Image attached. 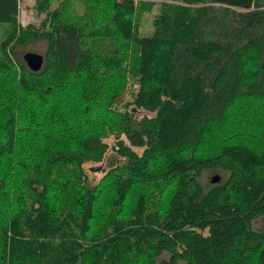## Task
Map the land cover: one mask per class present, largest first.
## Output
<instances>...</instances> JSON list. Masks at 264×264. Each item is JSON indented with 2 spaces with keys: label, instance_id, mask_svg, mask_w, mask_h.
Listing matches in <instances>:
<instances>
[{
  "label": "trees",
  "instance_id": "16d2710c",
  "mask_svg": "<svg viewBox=\"0 0 264 264\" xmlns=\"http://www.w3.org/2000/svg\"><path fill=\"white\" fill-rule=\"evenodd\" d=\"M36 7L40 27H21L0 0V264H264V0ZM130 89L153 116L121 109ZM248 102L256 119L224 138Z\"/></svg>",
  "mask_w": 264,
  "mask_h": 264
},
{
  "label": "rangeland",
  "instance_id": "374dc122",
  "mask_svg": "<svg viewBox=\"0 0 264 264\" xmlns=\"http://www.w3.org/2000/svg\"><path fill=\"white\" fill-rule=\"evenodd\" d=\"M81 2H83V1H81ZM55 5H56V2L54 1L53 6H55ZM36 8H37L36 7V0H19V10H18L17 19H18V22H19L21 27H26L28 25H35L36 27H40V23L46 17V13L45 12H38V10ZM158 12H159V5L155 3L154 6H152L150 11H143V12H141V14H139L138 23L140 26V28H139L140 33L149 34L152 32V30H153V18ZM3 29H4V27L0 26V36L2 35ZM22 51H25L24 53L33 51V52H37V53L44 55L45 41H43V40L31 41L27 44V46H25L22 49ZM137 87L138 86L132 85V88L135 90ZM128 91L125 90L122 94L118 95L117 100L118 101L121 100V102L119 103V104H122L121 109L133 110L134 117L136 119H141L144 116L151 117L155 114V112H150L144 108H136V107L132 106V102H131L132 101V92H130L132 90L130 89ZM130 93H131V95H129ZM113 106L116 107L115 104H113ZM260 106H263V105H259V104H256L254 102H248L247 106H245L241 112H239L238 114H236L232 118L233 125H236L237 130H232L231 132H228V134H226V135L224 134L225 135L224 138L225 137H231L234 133L239 132V130L242 127L246 126L247 124L252 123L254 121V119H256V115L258 114V109ZM130 107H132V108H130ZM248 113H250V114H248ZM229 128L230 127H227L226 130ZM112 139H113V137H109L107 139V141L110 142ZM134 149L138 154H141L142 150H143V148H137V147ZM117 158L119 161H121L119 157H117ZM115 160H116V156L113 154V151L110 150L104 156V158L101 162L92 164L90 166V168L97 167L100 169L96 172H90L91 170L90 171L88 170L90 172V174L92 175L91 177H94L96 180H98L106 172V170L102 169V168L103 167L106 169L110 168ZM215 175H219V173L218 172L212 173V172L208 171V172H205L201 175L200 181H201V184H202L204 189H207L211 184L214 183V182L210 183V180ZM219 181L220 180H218L217 182H219ZM263 227H264V218L263 217L258 218L257 220L253 221V228L254 229L261 230V229H263Z\"/></svg>",
  "mask_w": 264,
  "mask_h": 264
},
{
  "label": "water",
  "instance_id": "95a60500",
  "mask_svg": "<svg viewBox=\"0 0 264 264\" xmlns=\"http://www.w3.org/2000/svg\"><path fill=\"white\" fill-rule=\"evenodd\" d=\"M25 62L27 63L28 67L33 71H38L44 62V55L37 53V52H26L23 55ZM91 171H98L99 168L92 167L90 168ZM219 175H215L212 177V182H217L219 180Z\"/></svg>",
  "mask_w": 264,
  "mask_h": 264
}]
</instances>
